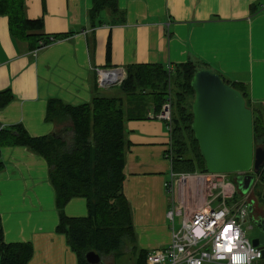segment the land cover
<instances>
[{
  "label": "crops",
  "instance_id": "1",
  "mask_svg": "<svg viewBox=\"0 0 264 264\" xmlns=\"http://www.w3.org/2000/svg\"><path fill=\"white\" fill-rule=\"evenodd\" d=\"M92 3L25 0V15L43 19L41 33L64 36L37 56L30 40L12 35L8 17L0 15V92L9 89L13 95L0 108L1 127L22 124L33 136L53 134L63 128L45 120L49 99L78 105L103 94L102 89L120 85L102 86L97 69H119L126 76L131 65L175 68L188 60L231 82L246 83L253 107L264 109V0H119L127 22L115 26L109 24L107 9L101 13L102 24L93 26ZM126 128L131 146L125 191L138 245L151 251L171 241L169 193L164 186L172 168L165 156L170 135L164 121L151 117L128 120ZM0 159L5 240L32 244L29 264H78L66 235L56 230L59 214L47 161L21 145L3 147ZM65 212L86 216L87 200L73 198Z\"/></svg>",
  "mask_w": 264,
  "mask_h": 264
},
{
  "label": "trees",
  "instance_id": "2",
  "mask_svg": "<svg viewBox=\"0 0 264 264\" xmlns=\"http://www.w3.org/2000/svg\"><path fill=\"white\" fill-rule=\"evenodd\" d=\"M110 13L111 26L127 22L126 11L119 0H93L89 10L93 26L102 24V11ZM0 15L8 17L9 28L16 38L28 39L31 49L49 43L50 35L41 33L42 18L25 15V0H0ZM63 38L64 36H55ZM94 47V40H89ZM112 52L111 38L107 45V60ZM188 60L175 68L163 64H135L126 68V77L119 85L123 96L93 95L90 102L73 105L58 98L48 100L45 120L58 129L71 126L70 132L56 137L53 134L31 135L22 124L0 126V155L3 147L21 145L41 155L47 161L49 179L55 189V203L59 214L57 232L67 237L78 264H90L86 254L94 251L101 258H118L124 249L135 255V264H147L149 251L141 249L137 241L132 206L125 191L126 158L130 140L126 123L143 120L158 114L171 94L172 132L171 154L174 172H207L199 142L192 129L195 90L192 79L200 69H208ZM223 81L239 90L246 106L253 113V136L256 147H264V109L254 108L246 83ZM9 89L0 92V108L12 100ZM3 162L0 159V168ZM231 173V176H235ZM263 182L261 201H264V165L255 175L248 193L259 203L256 187ZM87 200L88 214L70 217L65 208L73 198ZM258 201V202H257ZM264 207V206H263ZM33 255L30 243L7 242L0 218V264H29ZM99 264H106L103 259ZM258 264H264V259Z\"/></svg>",
  "mask_w": 264,
  "mask_h": 264
},
{
  "label": "built area",
  "instance_id": "3",
  "mask_svg": "<svg viewBox=\"0 0 264 264\" xmlns=\"http://www.w3.org/2000/svg\"><path fill=\"white\" fill-rule=\"evenodd\" d=\"M59 41L49 37V43H39L32 50L37 56L43 48ZM98 82L102 86L121 84L125 74L119 69H97ZM151 118L162 120L170 135V144L165 152L171 154L172 104L168 95L158 114ZM177 173L170 170L169 179L164 186L168 191L170 208L167 212L171 241L148 252L147 264H258L263 259V250L254 246L247 236L245 224L249 220V194H243L238 188L235 173ZM242 174V173H241ZM200 185V197L205 205L192 207L183 194V185ZM199 183V184H198ZM180 215V229L175 227V217ZM252 229V226L248 227ZM223 262V263H221Z\"/></svg>",
  "mask_w": 264,
  "mask_h": 264
},
{
  "label": "water",
  "instance_id": "4",
  "mask_svg": "<svg viewBox=\"0 0 264 264\" xmlns=\"http://www.w3.org/2000/svg\"><path fill=\"white\" fill-rule=\"evenodd\" d=\"M195 90L192 129L199 142L201 155L210 173H248L239 175L236 183L247 194L255 181V174L264 165V147H255L253 113L246 106L242 93L225 83L210 69H200L192 79ZM1 129V128H0ZM72 130L66 126L53 135L60 137ZM249 211H253L250 204ZM259 234L252 244L263 250L264 216L252 219ZM90 264H99L101 256L94 251L86 254Z\"/></svg>",
  "mask_w": 264,
  "mask_h": 264
},
{
  "label": "rangeland",
  "instance_id": "5",
  "mask_svg": "<svg viewBox=\"0 0 264 264\" xmlns=\"http://www.w3.org/2000/svg\"><path fill=\"white\" fill-rule=\"evenodd\" d=\"M102 93L104 95H109V96H123V92L121 91V89L119 88V86H114L112 87L109 91L107 89H102ZM199 184V183H198ZM183 194L181 195V199L185 198L188 202V204L190 203V205H192V207H202L203 205H205L204 203H206V201L204 202L203 197H200V185L197 187V185L195 183H190L188 186L187 184L183 185ZM262 189H263V182L262 180L259 181V183L257 184L256 187V193L258 194V201H259V205L264 206V201H261L260 197H261V193H262ZM248 199L251 200V196L248 197ZM264 200V199H262ZM257 201V202H258ZM254 205V204H253ZM257 207L254 206V209ZM255 218V215L253 216ZM181 216L177 215L175 217V227L176 229H180V225H181ZM253 222L250 220L247 221V223L245 224V229L247 230V236L252 240L253 238L258 236V229L253 226ZM249 226H253V229H249ZM103 261L106 264H135V255L133 253H131L128 248L124 249V253L122 255H120L118 258H113L112 256H108V257H104L102 258ZM223 263V262H221Z\"/></svg>",
  "mask_w": 264,
  "mask_h": 264
},
{
  "label": "flooded vegetation",
  "instance_id": "6",
  "mask_svg": "<svg viewBox=\"0 0 264 264\" xmlns=\"http://www.w3.org/2000/svg\"><path fill=\"white\" fill-rule=\"evenodd\" d=\"M255 145V144H254ZM256 147V146H255ZM247 174H254L252 171L251 172H248V173H243V174H239V175H247ZM238 175V176H239ZM256 175V174H255ZM238 176L236 177V180H237V178H238ZM254 184V183H253ZM253 186V185H252ZM252 186H251V188H252ZM251 188H250V190H251ZM250 190H249V192H250ZM248 192V193H249ZM250 204H254L253 205V211L252 212H250L249 211V220L251 219V221H252V219L254 218L253 216L255 215V218H259V217H261V216H264V207L263 206H261V205H259V203H256V201H254V199H251V202H250ZM250 206V205H249ZM254 206H256L257 207V210L258 211H256V208L254 209ZM253 222V221H252ZM254 224V223H253ZM253 226H255V225H253ZM252 226V229L254 228ZM256 227V226H255ZM257 228V227H256ZM258 234H259V231H258Z\"/></svg>",
  "mask_w": 264,
  "mask_h": 264
}]
</instances>
